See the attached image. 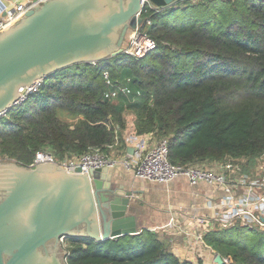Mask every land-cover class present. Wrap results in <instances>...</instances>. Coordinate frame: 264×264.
<instances>
[{
	"label": "trees",
	"instance_id": "obj_1",
	"mask_svg": "<svg viewBox=\"0 0 264 264\" xmlns=\"http://www.w3.org/2000/svg\"><path fill=\"white\" fill-rule=\"evenodd\" d=\"M215 1L197 3L202 12L182 22L169 20L175 6L154 13L146 32L157 47L143 58L122 53L53 72L0 117V159L29 166L45 147L59 159L107 152L122 141L129 115L136 134L169 139L173 163L263 154L264 0H221L224 7L208 11ZM105 72L130 94L106 98ZM234 229L210 231L205 242L224 264H264V235L250 234L251 243ZM66 249L67 264H194L147 229L102 242L71 237Z\"/></svg>",
	"mask_w": 264,
	"mask_h": 264
},
{
	"label": "water",
	"instance_id": "obj_2",
	"mask_svg": "<svg viewBox=\"0 0 264 264\" xmlns=\"http://www.w3.org/2000/svg\"><path fill=\"white\" fill-rule=\"evenodd\" d=\"M170 9L182 0H150ZM141 0H45L0 35V115L25 94V86L81 63L122 54ZM14 161V160H13ZM114 168H35L0 163V264H67L62 239L97 242L138 234L131 200ZM52 242L60 248L52 247ZM216 264H224L217 253Z\"/></svg>",
	"mask_w": 264,
	"mask_h": 264
},
{
	"label": "built area",
	"instance_id": "obj_3",
	"mask_svg": "<svg viewBox=\"0 0 264 264\" xmlns=\"http://www.w3.org/2000/svg\"><path fill=\"white\" fill-rule=\"evenodd\" d=\"M45 0H0V35L17 23L34 5L43 4ZM195 3L206 0H192ZM163 11L150 0H141V8L137 13L142 18V24L136 29L129 30L123 54L143 58L156 49L157 43L151 38L146 29L152 25L154 13ZM106 84L110 89L105 93L106 98H117L121 93L129 95L126 85L114 88L109 72L104 73ZM45 80L38 79L32 85L25 86V94L21 95L16 104H22L28 97L41 88ZM15 104V105H16ZM4 115V114H2ZM0 115V117L2 116ZM113 145L108 146L111 148ZM42 162L58 164L62 168H81L89 173L94 169L115 168L121 164L126 170L133 171L136 177L157 183H168L184 177L192 186L200 183L213 185L222 191L219 202L210 200L208 207L214 210L213 222L208 231L197 230L186 232L188 245L194 250L198 246H208L205 235L214 230H229L238 226L264 231V153L254 158L227 157L217 162L205 163H173L170 159V143L168 138L158 140L150 148L143 151L138 161L130 154L112 157L101 148H92L78 156L59 160L51 152L38 151L34 167ZM68 244V239L62 243ZM217 255V254H216ZM224 261H228L224 259Z\"/></svg>",
	"mask_w": 264,
	"mask_h": 264
},
{
	"label": "crops",
	"instance_id": "obj_4",
	"mask_svg": "<svg viewBox=\"0 0 264 264\" xmlns=\"http://www.w3.org/2000/svg\"><path fill=\"white\" fill-rule=\"evenodd\" d=\"M124 44L125 41L122 49ZM134 121L135 117L129 115L122 141L108 148L107 152L112 157L130 154L134 161H138L143 151L157 142L150 136L136 134ZM110 174H113L112 180L122 188L121 191H136L130 207L139 233L146 229L156 232L181 260L216 264L217 253L206 245L194 250L188 245L185 233L210 229L214 210L208 207V202H219L222 191L207 183L192 186L184 177L168 183L152 182L136 177L133 171L126 170L121 164Z\"/></svg>",
	"mask_w": 264,
	"mask_h": 264
},
{
	"label": "rangeland",
	"instance_id": "obj_5",
	"mask_svg": "<svg viewBox=\"0 0 264 264\" xmlns=\"http://www.w3.org/2000/svg\"><path fill=\"white\" fill-rule=\"evenodd\" d=\"M213 5L210 9H207L208 11H218L220 8L224 7L226 4L225 2L221 1V0H217L215 2H213ZM175 7H178L177 10L175 11L174 15L169 19L170 21L175 20L176 21H184V16L185 15H189V16H197L199 13L202 12L203 7L199 6L197 3L193 2L192 0H182L179 4H177ZM218 9V10H216ZM151 138H155L158 140H160L161 138H165L162 136H157L154 134H150L149 135ZM119 141V140H118ZM117 141V142H118ZM41 151H47V152H51L55 155L54 151L52 149H50V147H45L43 150ZM106 152V151H105ZM108 153V152H106ZM55 157L57 159H59L56 155ZM72 157L71 155L66 156L65 158H69ZM64 159V158H63ZM62 160V159H59ZM16 160L13 161V159H0V163L1 164H7V163H11V162H15ZM17 162V161H16ZM18 163V162H17ZM20 164V163H19ZM29 167L35 168L34 167V163H32L31 165H29ZM253 233H257V234H261L264 235V231H260V230H254V232H251L250 228L247 227H242V226H238L236 229H234V231L232 232L234 238L236 239H244V237H246V240H249V242L254 243L256 238H254L252 235ZM63 244V243H62ZM67 242L63 244V249L67 250Z\"/></svg>",
	"mask_w": 264,
	"mask_h": 264
},
{
	"label": "flooded vegetation",
	"instance_id": "obj_6",
	"mask_svg": "<svg viewBox=\"0 0 264 264\" xmlns=\"http://www.w3.org/2000/svg\"><path fill=\"white\" fill-rule=\"evenodd\" d=\"M51 244H52V247H53V248H57L58 251L60 250V248H58V247L56 246V243H55V242H52Z\"/></svg>",
	"mask_w": 264,
	"mask_h": 264
}]
</instances>
